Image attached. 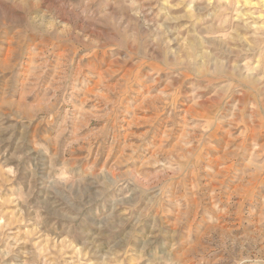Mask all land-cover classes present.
Listing matches in <instances>:
<instances>
[{"label": "rangeland", "instance_id": "rangeland-1", "mask_svg": "<svg viewBox=\"0 0 264 264\" xmlns=\"http://www.w3.org/2000/svg\"><path fill=\"white\" fill-rule=\"evenodd\" d=\"M0 264H264V0H0Z\"/></svg>", "mask_w": 264, "mask_h": 264}]
</instances>
